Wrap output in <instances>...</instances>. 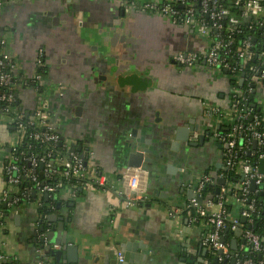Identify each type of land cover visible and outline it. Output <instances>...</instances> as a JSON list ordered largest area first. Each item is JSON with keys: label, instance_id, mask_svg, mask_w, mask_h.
Wrapping results in <instances>:
<instances>
[{"label": "crops", "instance_id": "crops-1", "mask_svg": "<svg viewBox=\"0 0 264 264\" xmlns=\"http://www.w3.org/2000/svg\"><path fill=\"white\" fill-rule=\"evenodd\" d=\"M125 1L17 0L0 9L6 17L1 24L4 35H0V40H6L8 49L18 65L19 76L32 77L37 72V57L43 52L42 62L46 69L44 94L49 99L52 122L58 132H63L62 136L66 141L71 144L77 142L83 150L85 148L93 152L92 161L107 178L109 185V190H83L76 198H69L66 194L60 195L58 199L64 201L61 202L62 212H50L49 216L65 217V225L71 230L70 240L72 246L78 248V256H74V253L68 256L67 250L63 252L67 258L62 262H58V258L52 256V252L65 248L62 234L57 232L52 236L54 246L51 254L46 255L49 260L44 258L47 264H111V260H117V255L122 250L117 242L129 244L132 259L143 258L145 260L143 264H178L175 255L181 253L183 249L181 246L186 240L190 243L187 264H195L202 258L199 247L206 249L202 245V240L207 232V225L205 220L196 223L191 221L188 214L186 215L185 208L189 202L187 191L197 185L201 176L210 174L217 177L226 169L225 148L219 149L210 141H206L201 149L204 156L199 159L201 170H198L193 179L189 178L188 183L176 182L171 176L165 185L157 182L161 178L160 174H157V177L155 175L150 183L151 178L148 175L146 183L148 198L137 206L126 208L121 197L116 194V190L122 188L120 178L127 169L124 163L125 146L131 129H140L142 135L146 139H151L160 150L166 148L169 151L174 137H168L166 141L163 136L165 131L173 130L188 120H194V125L199 126L200 130L210 126L208 121L210 118L205 115L206 109L200 111L194 99L178 93V87L183 91L181 89L185 85V79L184 82H178L182 70L194 71L198 68L212 70L205 63L206 40L191 29L180 27L185 29L187 35V41L183 40L185 47L193 54L179 52L176 45L160 49L169 53H179L178 55L195 56L199 60L197 62L201 63L195 62L193 66L188 67L178 62L184 66L180 72L171 64H160L157 62L158 49L148 44L144 23L135 27L133 19L136 18L137 22L138 19L144 21L151 14L153 19L158 17L159 20H169L143 10L139 6L141 3L139 0H134L130 7L123 10ZM121 9L123 14H120ZM50 11L53 12L51 18L55 17L52 25H38L39 21H45L49 17ZM145 12L148 14H144ZM154 21L158 23V20ZM27 26L29 34L24 37L28 33ZM115 33L131 35V38L142 40L143 43L131 44L128 45L129 48H124L125 46L119 42L115 41L113 44L112 38ZM42 36L45 38L40 39ZM12 37L15 38L14 49ZM89 39L91 42L87 44ZM131 50L144 52L147 60L132 61ZM18 58L25 62L30 61L31 67H28L29 62L19 64ZM50 68L62 69V73L68 77V84L74 89L69 94L71 97L67 109L63 112V119L55 115L57 108L55 101L65 103L66 93L62 85L53 81ZM96 76L102 78L98 85L94 83ZM242 80L244 81L243 76L240 78L241 83ZM223 90L218 91L216 97L220 102L228 97V102L210 107L220 108L227 114L234 94L243 92L234 88L230 79L227 91ZM60 92H63L62 95ZM31 96L34 98L36 96L32 90L18 91L17 103L20 110L29 112L36 108L38 101L36 98L32 99L34 103L32 107ZM257 100L259 108L264 111V88L262 93L259 92ZM69 105L76 108L70 110ZM78 105L82 110L77 116ZM215 118L216 123L212 127L216 133L226 131L222 124L226 125L229 122V115H225V121L219 117ZM7 126V131H0V255L16 259L20 264H37L40 258L37 250L42 248V244L34 243L33 232L35 227L39 228L36 223L39 220V206L35 200L17 207L7 204V208L1 203L7 183L5 177V165L9 158L7 144L12 138L8 122ZM215 138L216 142L225 146L216 135ZM91 145L97 149H105L108 154L112 153V157L108 156L105 163L110 168L109 172L105 170L104 164L95 158ZM167 163V160L161 162L159 169H167ZM217 165H220V168H217ZM167 185L174 188L172 193L165 188ZM230 201L234 206L232 215L236 216L239 214L240 205L234 199ZM8 208L13 212L10 218H4L3 211ZM213 209L217 210L216 207ZM186 221L188 224H185ZM239 234L236 233L232 238L231 248L238 249L242 246L243 238ZM113 247L116 248L115 251L108 252ZM43 251L44 257L45 248ZM208 253L207 250L204 259ZM191 256H194L193 260L190 259Z\"/></svg>", "mask_w": 264, "mask_h": 264}, {"label": "built area", "instance_id": "built-area-1", "mask_svg": "<svg viewBox=\"0 0 264 264\" xmlns=\"http://www.w3.org/2000/svg\"><path fill=\"white\" fill-rule=\"evenodd\" d=\"M17 0H0V9L6 4ZM140 7L155 15L169 20L178 27H185L196 32L206 40L207 50L205 63L210 69L224 68L236 70L233 58L246 66L251 59L259 57L253 51L251 38L242 40L236 46L238 35L243 33L241 21L231 14V8L224 4V0H139ZM134 2V0H133ZM234 4L241 8V18L245 21L264 18V0H235ZM264 26V21L260 23ZM236 46V47H235ZM235 47V48H234ZM234 48V49H233ZM256 55V56H255ZM43 52H40L36 67L43 69ZM263 59L264 52L260 55ZM177 62L191 67L199 61L195 56L180 54ZM252 82L254 86L264 88V69L254 68ZM44 75L35 73L32 77H22L18 74V65L8 49L6 40H0V117L7 118L8 125L13 128L14 143L12 151L5 165L6 188L3 190V200L8 206H19L22 203L36 201L39 208L48 206L54 209L58 197L66 194L69 198H76L83 190H109L107 178L100 172L99 167L92 161L93 152L74 151L71 143L62 141L61 134L52 122V113L48 97L42 92ZM32 90L37 94L38 104L32 111L17 110L16 94L19 90ZM61 88H59L60 90ZM62 95V92H60ZM236 97V98H235ZM242 93H235L232 105L227 114L220 108L208 107L205 115L208 118L219 117L225 121L229 115L226 131L216 133V136L227 146L224 151L225 170L233 169L236 165L237 142L244 134L250 138L247 151L250 153L256 142V147H264V131L257 130L261 122L257 116L254 124L244 126L252 111L243 112L239 105ZM234 98L236 100H234ZM232 125V129L229 126ZM250 145V146H249ZM252 147V148H251ZM240 151V150H239ZM260 162L264 160V152L259 155ZM259 164L247 161L240 167V180L230 195L228 186L220 188L216 198L208 199L202 205L191 200L185 210L191 221L199 223L205 220L207 232L202 245L215 255L218 264H256L253 258L243 259L238 254H232L230 245L225 241L226 230L240 232L243 238L241 248L248 245L254 254L261 256L260 264H264V244L252 227L243 228L242 218L251 226L254 223L252 215L257 211L255 200L249 198L250 185L255 181L256 188L264 191V174L260 173ZM122 188L116 194L122 199L126 208L137 206L139 202L147 200L146 187L148 173L142 169L127 168L121 176ZM225 179L222 174L214 177L203 175L197 183L196 193L203 197V191L208 186H218V181ZM48 198L49 204L44 199ZM234 199L240 205L236 216L229 212L226 205ZM10 200V201H9ZM205 204V205H204ZM217 208L215 211L213 208ZM195 210V215L191 211ZM214 210V211H213ZM42 234H40V238ZM44 247L37 250L40 258L37 264H47L43 257ZM219 251L222 253L219 254ZM42 256V257H41ZM8 257L0 255V262ZM16 260V259H15ZM117 260L123 263V256L118 253ZM207 264V262H206Z\"/></svg>", "mask_w": 264, "mask_h": 264}, {"label": "rangeland", "instance_id": "rangeland-1", "mask_svg": "<svg viewBox=\"0 0 264 264\" xmlns=\"http://www.w3.org/2000/svg\"><path fill=\"white\" fill-rule=\"evenodd\" d=\"M115 3H118L117 1H114ZM144 14H148V12H145ZM48 18L44 20H41L38 22V25H52V20L55 18H51L53 16V12L50 11L48 12ZM45 17V16H44ZM43 17V18H44ZM6 17L4 16L3 12H0V35H4L3 33V26L1 25L4 21ZM42 18V19H43ZM136 18L133 19V23L135 27H138L139 24H143L144 23V28L146 29V37H148V44H151L153 46H156L157 48H166V47H170V45H176L177 48H179V52H189V49L187 47H185V44L183 42V40H186L187 35L185 34V29L184 28H180V27H176L174 26L171 22L166 21V20H159L158 17L154 18L155 20H158V23H156L153 19V15L149 14L148 16V20L145 19L140 20L138 19V22L135 20ZM9 20V19H8ZM6 20V21H8ZM172 26V27H171ZM26 30L28 31L27 34H25L24 37H26V35L29 34V27L27 26ZM48 33V32H46ZM14 35V34H13ZM137 35V33L135 34ZM12 36V35H11ZM21 36V34H20ZM17 40L18 38L16 36H14ZM12 37V39L14 40V43L12 41V47L13 49L15 48V38ZM45 38L44 36H42L40 39ZM177 40V41H175ZM187 41V40H186ZM203 41V40H202ZM91 40L89 39L86 43H90ZM10 43V42H9ZM11 47V45H10ZM190 54H193L192 52H189ZM18 62L19 64H24V63H28L29 65L28 67H31V63L30 61L25 62L24 60H22V58H18ZM30 69V68H28ZM62 69H52L50 68V75L53 79V81L56 84H60L64 87L65 91H66V97H65V103L62 102H58L55 101L56 104V109H55V115L56 117H60V118H64V110L67 109V106L69 104V100H70V93L72 91H74L73 86L68 84L67 81L68 77L62 73ZM183 79H185V85L184 87L181 89L183 91H180L179 87H178V93H182V96H186L189 99L196 101L195 103L198 106V109H200V111L203 109L205 110L207 107L210 106H216L219 103L222 102V104H225L228 102V97L225 98L224 100H221V102L217 99L216 97V93L220 90H223L224 87L226 85L229 86V77L223 72V70L221 69H212L211 71L205 70L204 68H198L193 70H182V75L178 76V82L183 81ZM184 82V81H183ZM225 88L223 91H227L228 89ZM232 88V87H231ZM258 91L262 93V88H258ZM194 97V98H192ZM72 101H75V99H71ZM71 101V104H72ZM70 104V105H71ZM69 105V106H70ZM70 110H73L72 106H70L69 108ZM264 112V111H263ZM4 120L6 122H4ZM208 121H210L209 125L212 127L215 123H216V118H210L208 119ZM0 131L2 130V132L7 131L8 130V126H7V118L5 117H0ZM92 149L94 150L95 153V158L99 159V161L104 164L105 170L106 171H110V168H108L106 166V160L107 157L110 156L112 157V153L108 154L106 152L105 149H97L94 147V145H91ZM203 147L199 146L197 148L194 149H189V148H185L182 147L181 150L174 155V160L173 162V168L175 169V172L173 173V175H171L172 173H168L167 169H159V167H154V168H150L147 167L149 169V176L151 178L150 183H152V179L154 178V176L157 174L161 175V178L157 180V182H162L165 183L168 181L169 178H171V176H173V180H175L176 182H185L188 183L191 179H193L195 176V174L198 173V170H201V161L199 159L203 158ZM164 166V164H163ZM167 168V167H166ZM158 169V170H157ZM164 172V173H163ZM190 178V180H189ZM171 185V184H170ZM167 190L170 191V193H172L173 191V187L170 186H166L165 187Z\"/></svg>", "mask_w": 264, "mask_h": 264}, {"label": "water", "instance_id": "water-1", "mask_svg": "<svg viewBox=\"0 0 264 264\" xmlns=\"http://www.w3.org/2000/svg\"><path fill=\"white\" fill-rule=\"evenodd\" d=\"M116 30V28H114V31ZM120 37L119 33H115L114 38H112V42L114 44V42H118ZM121 41H125L126 44H140L143 43L142 40H138V39H133L131 37L127 38V36H122L121 37ZM244 77V74H243ZM243 81V80H242ZM26 92H30V90H25ZM257 92L256 90V86H253V94L255 95ZM63 93V92H62ZM16 97L18 98V93L16 94ZM260 109V108H259ZM82 110V107H78L76 110V115L78 116V114H80V111ZM29 112H27L28 114ZM194 120H189L187 123L178 126L177 128L170 130V131H165L163 133L164 138L166 139V141L168 140V137L172 138L174 137V140L171 142L170 144V149L169 151L166 148H163L160 150V148L158 146H156L153 141L151 139H146V137L144 135H142V131L140 129H131L130 132L128 133V141L126 142V146H125V166L127 168H135V169H142L147 171V167L150 168H154V167H159V165L161 164V162L163 163V161L167 160V172L171 173L172 169L175 172V169L173 168V162H172V157H174V154H177L182 147L185 148H189V149H194L197 148L199 146L204 147L205 142L208 140L206 139L205 135L200 134V138L198 142H192L191 139L192 137H194L195 134L200 133V129L199 126L194 125L193 123ZM11 130L13 129L12 127L10 128ZM165 130V129H164ZM162 130V131H164ZM62 131L59 132V134H61L62 137V141L65 140V138L62 136ZM165 144V143H164ZM71 146L73 147L74 151L80 152L81 155L84 157V150L82 148L81 145H78L77 142H73L71 144ZM215 146H217L219 149H224L227 148V146H223L220 143H216ZM256 147V142H254V148ZM165 150V151H164ZM167 150V151H166ZM217 168H220V165H217ZM149 170V169H148ZM172 172V173H174ZM148 175H149V171H147ZM260 173L264 174V160H262L260 162ZM226 185V180L224 179H220L218 181V186L216 188V193L219 194L220 193V188L222 186ZM250 189L251 191H255L256 190V183L255 181L251 182L250 185ZM197 191V186H193L191 189H189L187 191V198L189 201L191 200H196V202L199 205H202L204 203V198L202 196H200L199 194L196 193ZM46 200H48V198H45ZM67 200V199H66ZM10 201V200H9ZM151 206V205H149ZM4 208H7V204H3ZM62 208L61 203L58 204L57 210H60ZM47 223H51L53 224V228H52V232H47V229L45 226L41 227L40 232L42 233V237L41 240L38 242L37 237H38V233L36 232V230L33 232V237L35 238L34 243L35 244H42V247L45 248V255L44 258L46 260H49V257L47 258L46 255H49V253L51 254L52 248L54 246V244H52V236L56 235L57 232H60L62 234L63 237V241L62 243L64 244L65 248L63 250L60 251H54L52 252V256H56L58 258V262H62L63 260H65L67 258V255H71L74 253V256H78V248L77 247H73L71 240H70V236L71 234V230L68 229V227H66L65 225V218L64 217H58L57 215H53V216H49L46 219ZM242 223H246V219L243 217L241 220ZM185 224H188V221L185 222ZM56 232V233H54ZM240 232L237 233V235ZM240 235V234H239ZM46 244V246H45ZM122 250H121V254L123 256V263H119L118 260H111V264H143V262H145V260L143 258L141 259H136L133 260L132 257L130 256V247L129 244L127 243H120L117 242L116 243ZM189 247H190V243L189 240L184 241L183 245L181 246V248H183L181 250V253L176 254L175 257L178 259V264H187V260L189 259L187 253H189ZM115 247L111 248V250H109L108 252H114L115 251ZM68 252L67 255H64V251ZM200 250V254H202V259L203 257L206 255L207 253V249H204L201 247H199ZM232 250H236L235 247H232ZM222 252L219 251V254H221ZM191 260L194 259V256L190 257ZM202 259H200L198 262H196L195 264H201L202 263ZM261 259V256H260ZM75 261V260H74ZM214 264H218L217 263V258L214 259Z\"/></svg>", "mask_w": 264, "mask_h": 264}, {"label": "trees", "instance_id": "trees-1", "mask_svg": "<svg viewBox=\"0 0 264 264\" xmlns=\"http://www.w3.org/2000/svg\"><path fill=\"white\" fill-rule=\"evenodd\" d=\"M235 0H224V4L229 6L231 8V14L237 18L240 19L241 21V29L243 30V33L238 35L236 40V46L244 39L251 38L252 45H253V51L255 52L256 55L259 57H254L249 61V63L246 66H242L241 61L233 58V65L236 67V70H226L224 68H218L223 70V72L230 77V80L232 82V85L234 88H237L238 90H241L243 92V97L239 98V100L242 101V103L239 105V108L243 112H248L252 111V114L243 121L244 126H248L251 124H254V117H258L260 120L263 121L264 119V112L262 109H259V103H258V97H259V91H258V86L256 87V94L254 95L253 92V82H252V77L254 75V68H259V69H264L263 65V59L260 58V55L264 52V26H261L260 23L264 21V18L262 19H255L252 18L251 20L245 21L244 19L241 18V8L236 6L234 4ZM235 46V47H236ZM234 47V48H235ZM233 48V49H234ZM255 55V56H256ZM45 67L43 69H38L37 68V73H41L44 75L45 73ZM244 74V81L241 83L240 78ZM236 98V97H235ZM234 98V100H236ZM18 104V103H17ZM16 108L17 110L19 109V105ZM229 126V129H232V125H227ZM222 127H225V125L222 124ZM9 128H11L9 126ZM257 130L259 131H264V123L261 122V124L256 127ZM11 130V129H10ZM13 133V129L11 130ZM221 132H223L221 130ZM248 135V134H247ZM246 134H244V137L242 139H238L237 142V158L234 159V162L236 163L235 167L233 169L229 170H222L220 174H222L225 179H226V186H228L230 190V195H232V192L234 191V187L239 183V180L241 178L240 176V167L246 163L247 161L251 162L252 164H259V155L264 152V147L259 148L253 146L252 151L250 153L247 151L244 153L245 150L248 148L249 144V137ZM250 146V145H249ZM240 150V151H239ZM244 150V151H243ZM207 173V172H206ZM216 186H208L204 191H203V198L204 201H207L208 199H215L216 196L218 195L216 193ZM234 188V189H232ZM60 197V196H59ZM58 197V198H59ZM249 198L252 200H255V205L257 208V211L252 215L254 223L253 225H249L248 222L242 223L244 229H248L252 227V230L254 233L259 235L263 241L264 244V191L262 188L258 187V190L256 188L255 191H251L249 194ZM145 201V200H144ZM45 204H49L50 201L44 199ZM59 202H64L63 200H59L55 206L54 209H49L48 207L44 206L43 208L38 209V214L44 218L48 213L50 212H55L57 210ZM143 202V201H142ZM142 202H139L142 203ZM17 207V206H15ZM227 209L229 210L230 213H233L234 206L232 204V201H229L228 204L226 205ZM46 209V211L44 210ZM192 215H195V210L191 211ZM186 215H187V210H186ZM225 234V241L230 245V250L232 254H238L241 258L243 259H249L253 258L256 264H260L261 259L260 255L252 253L250 250V247L248 245L244 246V248L238 247L235 251L232 250L231 248V241L232 238L235 236V232H232L231 230H226L224 232ZM214 259L215 255L212 252H209L206 257V262L207 264H214ZM45 260V259H44ZM46 261V260H45ZM0 264H20L18 260L8 258L7 260H4L3 262H0ZM206 264V263H205ZM228 264H234L233 261L228 262Z\"/></svg>", "mask_w": 264, "mask_h": 264}, {"label": "flooded vegetation", "instance_id": "flooded-vegetation-1", "mask_svg": "<svg viewBox=\"0 0 264 264\" xmlns=\"http://www.w3.org/2000/svg\"><path fill=\"white\" fill-rule=\"evenodd\" d=\"M125 1V0H124ZM126 2V4L122 7V9L124 10V8H128V7H130V5H132V3H133V0H126L125 1ZM121 9V13L120 14H123V10ZM122 36H124L123 34H121L120 33V37H119V40H118V42L120 43V44H122L123 46H125L124 48H129L128 47V45L130 46L131 44H126V42L125 41H121V37ZM127 36V38H129V37H132L131 35H126ZM157 48V47H156ZM131 49H132V47H131ZM158 50H157V55L159 56L158 57V60H157V62L158 63H160V64H171V65H173L174 67H176V70H178L179 72H180V70H181V68L183 69L184 68V66H181L178 62H177V60H176V57L178 56V54L179 53H169V52H167V51H162V49H160L159 47L157 48ZM126 50L127 49H125V53H126ZM156 54V53H155ZM127 55V54H126ZM130 58H131V60L132 61H142V60H144V61H146L147 60V55L146 54H144V52L142 53V52H133V50H131L130 51ZM201 62H196V64H200ZM95 64V63H94ZM195 64V65H196ZM94 67V66H93ZM102 78H101V76H96V77H94V83L96 84V85H98V83H99V81L101 80ZM95 85V86H96ZM46 87V85L44 84V86H43V88H42V92L44 93V90L46 89L45 88ZM27 90H29V89H27ZM31 91V90H30ZM64 91V93H66V91H65V89L63 90ZM36 96H37V94H36ZM35 96V98H36V101H38V97H36ZM34 98V96H31V103H33V101H32V99L34 100L35 99ZM34 106V103L32 104V107ZM37 106V105H36ZM79 106V105H78ZM74 108H76L75 106H74ZM74 108H73V110H74ZM70 112V111H69ZM189 121V120H188ZM185 123H187V122H184L183 124H185ZM216 133V130H215V128H213V127H211V126H209L208 128H206V129H203V130H200V133H197V134H195L194 135V137H192V139H191V141L192 142H198L199 141V136H200V134H203V135H205V137H206V139H208L207 141H210L214 146H215V144L217 143L216 142V138H215V134ZM12 135V138H11V140L8 142V144H7V153L8 154H10L11 153V151H12V145H13V143H14V136H13V133L11 134ZM205 146V145H204ZM85 150H87V149H85L84 148V151ZM2 204H8L7 202H5L4 200L1 202ZM62 206V205H61ZM12 209H13V207H11ZM11 208H8V209H5L3 212H4V218H10V216H11V213L13 212V210L11 209ZM45 211H46V209H44ZM62 210H63V206H62V208L60 209V210H56L55 212H62ZM38 217H39V220H37V226H39V228H37V227H35L34 229L36 230V232L38 233V237H37V240H38V242L41 240V238H40V232H39V230L41 229V227H43V226H45L46 227V229H48V231L49 232H52V228H53V224L52 225H49V223H47V221H46V219H47V217H49V213L44 217V218H42L40 215H38ZM61 217H64V216H61ZM65 218V217H64ZM34 240H35V238H34ZM36 245H38V244H36ZM200 259H202V258H200ZM199 259V260H200ZM198 260V261H199ZM206 263V259H204V257H203V259H202V263L201 264H205Z\"/></svg>", "mask_w": 264, "mask_h": 264}]
</instances>
